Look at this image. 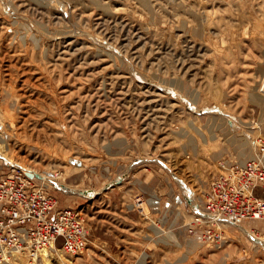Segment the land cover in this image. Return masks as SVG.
<instances>
[{"label": "rangeland", "instance_id": "374dc122", "mask_svg": "<svg viewBox=\"0 0 264 264\" xmlns=\"http://www.w3.org/2000/svg\"><path fill=\"white\" fill-rule=\"evenodd\" d=\"M259 137L264 0H0V176L37 174L87 231L0 264H264L258 224L196 221Z\"/></svg>", "mask_w": 264, "mask_h": 264}, {"label": "built area", "instance_id": "2783aa9c", "mask_svg": "<svg viewBox=\"0 0 264 264\" xmlns=\"http://www.w3.org/2000/svg\"><path fill=\"white\" fill-rule=\"evenodd\" d=\"M255 143L244 165L223 163L196 214L212 238L214 227L255 223L259 227L252 233L264 242V138ZM58 243L70 254L84 250L87 231L81 212L60 208L57 198L25 171L0 176V249L36 255Z\"/></svg>", "mask_w": 264, "mask_h": 264}, {"label": "bare ground", "instance_id": "6f19581e", "mask_svg": "<svg viewBox=\"0 0 264 264\" xmlns=\"http://www.w3.org/2000/svg\"><path fill=\"white\" fill-rule=\"evenodd\" d=\"M245 140V139H244ZM243 140V141H244ZM247 142H244L243 144H242V148H241V151L239 152V163L240 164H242V165H244L248 160H249V158H251L252 157V153L248 156V152H247V150H248V148L249 147H247ZM251 144V143H250ZM249 146V145H248ZM253 148V147H252ZM36 174V173H35ZM37 175V174H36ZM204 204V203H203ZM240 227V226H239ZM164 230V229H163ZM247 231L249 232V230H245V232L247 233ZM57 249V248H56ZM55 250V248L54 249H52V248H48V249H44L42 252H41V254H42V256L44 257V258H46V259H49L54 253H53V251ZM57 253V252H56ZM61 254V253H60ZM59 254V255H60ZM57 255V254H56ZM62 256H63V254H61ZM59 258H61V259H63L62 257H59Z\"/></svg>", "mask_w": 264, "mask_h": 264}, {"label": "water", "instance_id": "95a60500", "mask_svg": "<svg viewBox=\"0 0 264 264\" xmlns=\"http://www.w3.org/2000/svg\"><path fill=\"white\" fill-rule=\"evenodd\" d=\"M27 175H28L29 177H31V178H38L37 175H34V174L31 173V172H27Z\"/></svg>", "mask_w": 264, "mask_h": 264}]
</instances>
